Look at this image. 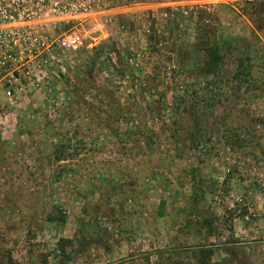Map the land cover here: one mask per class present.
Segmentation results:
<instances>
[{"label": "rangeland", "instance_id": "obj_1", "mask_svg": "<svg viewBox=\"0 0 264 264\" xmlns=\"http://www.w3.org/2000/svg\"><path fill=\"white\" fill-rule=\"evenodd\" d=\"M253 1L0 0V264H264ZM178 78L199 92L180 114Z\"/></svg>", "mask_w": 264, "mask_h": 264}, {"label": "trees", "instance_id": "obj_2", "mask_svg": "<svg viewBox=\"0 0 264 264\" xmlns=\"http://www.w3.org/2000/svg\"><path fill=\"white\" fill-rule=\"evenodd\" d=\"M254 10L256 11V13L258 15H264V0H259V1H253L252 2ZM256 5H262L259 7H256ZM201 51L203 52L204 55V60L201 66H199L197 68L198 74H205V75H211V76H216L221 78L220 75V66H221V60H222V55L220 53V47L217 44H207L204 46H201ZM248 60V59H247ZM250 65L247 63L245 64V60L244 59H240L238 61L235 73L233 74V80L237 81L238 84L239 82L242 81V76L247 75L250 76L251 75V71H250ZM184 70H179L178 74H181L182 77V73ZM228 81V80H227ZM213 86L215 85V81H212ZM177 85V94H172L174 95V97L172 98V102H169V107L172 110V112H177V113H182L185 112V109L187 108L188 103L191 102H198L199 101V97L198 95V91L195 90V92L191 93V96H187L186 95V89L190 88L189 84L184 85V80L183 78L180 79L178 78V81L176 83ZM179 89V90H178ZM194 90V88H193ZM198 90V89H197ZM187 97V98H186ZM198 100V101H197ZM162 107H160V110L162 111ZM169 109V108H167ZM165 113V112H163ZM162 114H153V119H162L163 116H161ZM162 121L164 122V120L162 119ZM56 160H60V156H55ZM66 243H71L70 240H64ZM213 255V249L212 248H208V247H198V249L196 250L194 257L196 258V263L197 264H208V262L210 261L211 257Z\"/></svg>", "mask_w": 264, "mask_h": 264}, {"label": "built area", "instance_id": "obj_3", "mask_svg": "<svg viewBox=\"0 0 264 264\" xmlns=\"http://www.w3.org/2000/svg\"><path fill=\"white\" fill-rule=\"evenodd\" d=\"M62 45L67 49L74 50L81 45V40L76 34H69L62 39ZM16 87L17 85L11 82V86L6 90L5 94L10 97L12 93H14Z\"/></svg>", "mask_w": 264, "mask_h": 264}, {"label": "crops", "instance_id": "obj_4", "mask_svg": "<svg viewBox=\"0 0 264 264\" xmlns=\"http://www.w3.org/2000/svg\"><path fill=\"white\" fill-rule=\"evenodd\" d=\"M10 114H13V113L10 112Z\"/></svg>", "mask_w": 264, "mask_h": 264}]
</instances>
